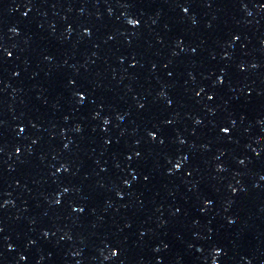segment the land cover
I'll list each match as a JSON object with an SVG mask.
<instances>
[{
	"label": "snow or ice",
	"instance_id": "1",
	"mask_svg": "<svg viewBox=\"0 0 264 264\" xmlns=\"http://www.w3.org/2000/svg\"><path fill=\"white\" fill-rule=\"evenodd\" d=\"M225 131H227V130H225Z\"/></svg>",
	"mask_w": 264,
	"mask_h": 264
}]
</instances>
